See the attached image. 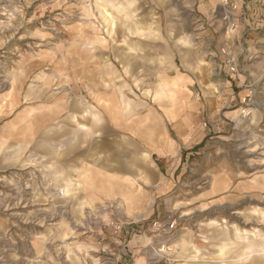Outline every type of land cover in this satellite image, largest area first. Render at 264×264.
Here are the masks:
<instances>
[{"label": "rangeland", "instance_id": "1", "mask_svg": "<svg viewBox=\"0 0 264 264\" xmlns=\"http://www.w3.org/2000/svg\"><path fill=\"white\" fill-rule=\"evenodd\" d=\"M237 1L0 0V264H264V0ZM166 39L190 51L174 71L204 73L183 77L211 99L190 123L144 102L177 79L156 72ZM118 93L125 126L176 156L112 140ZM119 143L131 171L112 169Z\"/></svg>", "mask_w": 264, "mask_h": 264}, {"label": "crops", "instance_id": "2", "mask_svg": "<svg viewBox=\"0 0 264 264\" xmlns=\"http://www.w3.org/2000/svg\"><path fill=\"white\" fill-rule=\"evenodd\" d=\"M197 1V5H196V9L201 12L204 16H212L214 8L216 5H218V3H220L221 0H196ZM238 5L241 6L240 0L237 1ZM207 19V18H206ZM206 25L212 26V22H210L209 20L205 22ZM214 27L212 26V29ZM232 37L231 41H235V43L239 40V29L237 28L233 33H232ZM166 48L169 49L171 51V56L168 57L167 59L172 60V63L170 66H168V69H171L170 73L167 71V69L165 67H161V68H157V75L159 77H164V76H176L177 79L174 80H158V83L160 84V86L158 85V88L156 87V89L152 88L150 90V96L148 100H145V103H158L160 104L162 107H164L165 109L168 108V106H175L177 107L178 110V119L181 120L182 122H186V123H190V113H189V107L191 105V103H207L209 101H211V99H209L210 95L206 96L205 94V90L201 89L203 91L198 92L195 91L193 88H191L190 86V82L188 81V79L186 78L185 80L183 79L184 76L186 77H190V74L194 75V76H201L203 74H201L200 70H202L199 64H194L190 67H187L186 69L182 68V71H174V67L173 65L175 64V60L177 59L178 61L181 60L179 62V65H183L185 64V53L189 52V50L187 49H183L182 45L180 44L179 40H174V41H170L168 39H166ZM161 44V43H160ZM163 46H158L156 47V52L160 49H162ZM192 53H194L197 57L198 60L201 58V50H200V46L197 43V47L194 48L192 50ZM77 55V53H75ZM180 54V55H179ZM196 57V58H197ZM154 64H156L157 66H159L160 64L158 62L163 61L162 58L160 57V55L157 53V56H150L149 58ZM188 61V60H187ZM185 70V71H184ZM192 71V72H191ZM204 72V69H203ZM182 77V78H181ZM202 77V76H201ZM210 92V91H209ZM242 94H234V99H238ZM126 95L124 93V98L122 99V97L120 96V94L118 93L117 95L113 94H109L108 95V103L109 104V110L108 112H104L105 115L107 114L108 117V123L112 124L114 127H117L118 129V134L116 137L115 135H112V140H115L116 138L120 139L121 136H124L127 133H130V136L133 137V139H145L147 141H150L151 139H156L159 140L161 139L162 141H165V144H167L166 146L168 147V150H163V152H161L160 155H165V156H169V155H173L176 156L177 155V149L175 148V145L171 139V141H169L167 134L164 131H159L158 133H154L155 136H152L151 133H148L146 129H149V123H143L140 120V126H138L139 121L137 122H132V126L126 127L125 126V116H126V110H125V106L124 109L122 110V106L120 103H126L125 101ZM75 102V103H73ZM57 103V102H56ZM71 107L73 106H77L76 103H78L76 100H73L71 102ZM132 103H138V101H133ZM218 103V102H217ZM157 116V115H154ZM123 117V118H122ZM158 119L156 120L157 123ZM148 126V127H147ZM124 147H122V145L120 146V143L118 144V149L114 150L111 154L112 156V161L116 163V165L113 167L112 169L115 170V172L117 173H124L126 171H131V166H126V162H125V153H124ZM135 151H137V148L135 149ZM135 154L137 155V153L135 152ZM129 162H134V165L137 163V159L132 158L131 161ZM93 183L96 185H99L101 187L105 188V183L104 180L102 179H98L93 181ZM118 188V182H112L110 181L108 184V188L115 190V188Z\"/></svg>", "mask_w": 264, "mask_h": 264}, {"label": "bare ground", "instance_id": "3", "mask_svg": "<svg viewBox=\"0 0 264 264\" xmlns=\"http://www.w3.org/2000/svg\"><path fill=\"white\" fill-rule=\"evenodd\" d=\"M71 55H74L75 56V52H72ZM58 65H59V62L55 61L54 62V66H58ZM73 103H75V102H73ZM73 107H75V106H73ZM25 140H27V137H25Z\"/></svg>", "mask_w": 264, "mask_h": 264}]
</instances>
